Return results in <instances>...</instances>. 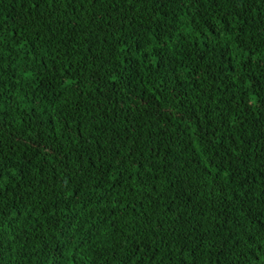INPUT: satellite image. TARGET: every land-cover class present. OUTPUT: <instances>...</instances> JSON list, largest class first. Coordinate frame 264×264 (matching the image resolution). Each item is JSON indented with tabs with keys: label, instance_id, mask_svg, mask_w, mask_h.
<instances>
[{
	"label": "trees",
	"instance_id": "trees-1",
	"mask_svg": "<svg viewBox=\"0 0 264 264\" xmlns=\"http://www.w3.org/2000/svg\"><path fill=\"white\" fill-rule=\"evenodd\" d=\"M264 261V0H0V264Z\"/></svg>",
	"mask_w": 264,
	"mask_h": 264
},
{
	"label": "snow or ice",
	"instance_id": "snow-or-ice-1",
	"mask_svg": "<svg viewBox=\"0 0 264 264\" xmlns=\"http://www.w3.org/2000/svg\"><path fill=\"white\" fill-rule=\"evenodd\" d=\"M257 264H264V261L257 260Z\"/></svg>",
	"mask_w": 264,
	"mask_h": 264
}]
</instances>
